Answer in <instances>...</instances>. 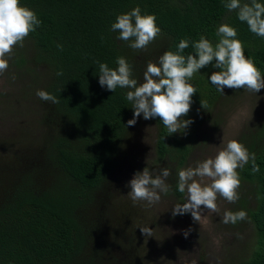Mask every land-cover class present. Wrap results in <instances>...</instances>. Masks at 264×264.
I'll return each mask as SVG.
<instances>
[{"label":"trees","instance_id":"16d2710c","mask_svg":"<svg viewBox=\"0 0 264 264\" xmlns=\"http://www.w3.org/2000/svg\"><path fill=\"white\" fill-rule=\"evenodd\" d=\"M225 2L20 0L35 11L41 24L23 40V46L16 45L7 56L8 68L18 83L14 98L31 102L39 133L27 138L18 132L7 136L5 145L0 140V264H151L149 254L130 249L139 240L135 233L131 239L124 235L135 229L129 227L136 216L143 218V212L133 211L114 195L130 180L126 171L131 169L125 170L122 164L137 124L144 118L141 114L134 126L127 124L133 118L126 99L129 89L112 92L101 87L99 63L116 68V58L123 56L132 66L133 77L143 82L149 61L158 63L166 50H176L182 38L189 40L185 55L194 52L192 42L201 35L215 45L218 26L227 22L237 30L245 56L264 75V37L252 33L235 10L224 7ZM258 2L264 4V0ZM136 6L142 14H155L161 29L144 50L130 48L129 42L117 38L118 32L111 31L116 16ZM214 64L215 60L199 69L190 81L197 92L183 117L192 121L186 134H168L159 117L152 118L154 153L143 167L170 169V191L163 194L176 203L185 201V193L176 188L178 170L185 168L197 150H206L204 143H196L197 129L202 123L208 122L211 128L217 124L215 116H206L223 95L209 80L212 72L220 70ZM37 90L55 95L59 103L41 100ZM235 139L255 153L259 165L255 173L251 162L237 169L239 198L229 211L243 210L247 218L228 223L227 231L238 240L234 242L237 249L233 244L223 248L224 261L199 255L195 264H264V119L246 122ZM248 188L244 196L241 191Z\"/></svg>","mask_w":264,"mask_h":264},{"label":"clouds","instance_id":"9594fccd","mask_svg":"<svg viewBox=\"0 0 264 264\" xmlns=\"http://www.w3.org/2000/svg\"><path fill=\"white\" fill-rule=\"evenodd\" d=\"M224 7L229 11L235 10L237 18L245 22L249 30L257 36L264 37V4L258 0H226ZM41 21L34 10L20 4V0H0V74L8 68L9 56L16 45L23 46V40L39 27ZM111 31L118 32V39L129 42L128 46L134 50H144L160 34L161 29L156 24L155 14L141 13L139 6L130 11L120 13L111 24ZM218 42L213 43L200 36L198 41L192 42L195 55L183 54L189 47V40L182 38L176 50H166L158 63L149 61L143 73V82L133 77V69L123 56L116 58V68L107 63H99V84L115 92L117 88L129 89L126 99L131 102L133 118L127 121L134 126L136 118L143 115L144 119L159 117L168 134L183 132L192 123L190 119H183L190 111L192 95L197 89L190 82L199 69L206 67L215 60L214 71L209 77L211 84L223 94L225 87L233 89H247L258 92L264 88V75L256 67L254 61L244 54V45L237 38V30L227 22L218 26ZM63 49V45L57 44ZM57 75H62L58 72ZM36 95L43 101L53 104L59 103L57 97L47 91L37 90ZM202 107L207 109L204 102ZM190 146V145H189ZM187 147V146H186ZM251 162L253 173L259 171L255 153L236 139H228L214 157L198 162L195 167L178 170L177 191L186 193L183 203L172 207V215L191 213L194 221L202 219V208L217 212V196L228 202H235L239 196L240 176L237 169L244 168ZM171 175L167 167L150 170L145 167L136 172L128 182L130 191L128 197L136 203L146 201L149 206L157 204L160 193H168L170 185L167 183ZM207 178V182L205 181ZM247 218L243 210L225 211L223 223L235 224L238 220ZM145 236H152V229L148 225L138 226ZM191 229L184 231L185 238Z\"/></svg>","mask_w":264,"mask_h":264},{"label":"rangeland","instance_id":"374dc122","mask_svg":"<svg viewBox=\"0 0 264 264\" xmlns=\"http://www.w3.org/2000/svg\"><path fill=\"white\" fill-rule=\"evenodd\" d=\"M7 59V57H6ZM18 88V83L14 79V72L9 68L0 74V140L5 145L7 136L24 133V137L35 138L39 130L33 121L34 115L32 104L29 100L15 99L14 92ZM221 103L216 104L210 114L215 116L217 124L211 128L208 122L202 123L197 129L195 138L199 143H204L205 151H196L195 155L189 158V163L185 166L195 167L198 162L206 158L214 157L217 151L222 148L228 139H235L241 127L252 119L259 122L264 119V88L258 92H251L243 89L242 93L229 94L227 91L233 88H225ZM237 94V95H236ZM19 110L22 114L17 113ZM155 118V117H154ZM153 119H142L138 122L134 131L130 146L128 147V157L122 164L131 178L136 172L144 169V162L151 161L154 153L155 125ZM201 138V139H200ZM28 141V140H26ZM10 149L13 150L9 145ZM129 180V181H130ZM128 181V182H129ZM207 182V178H205ZM128 182L123 190H116L114 195L120 202L130 205L135 210L142 211L144 216H136L133 230H128L124 235L131 239L134 236L139 240L130 244L131 250H138L143 256H149L151 264H195L198 256H203L209 261H224L221 253L223 248H230L238 239L227 231L230 227L223 223L225 211L232 209L233 202H228L221 196H217V212L208 211L202 208V219L198 223L193 220L191 213L183 215H172V207L177 204L171 197L160 193L161 199L157 204L149 206L146 201H133L128 197L130 191ZM250 189L241 191L244 196ZM238 192V191H237ZM187 194H184L186 199ZM148 225L152 229V236L145 237L138 226ZM116 227L119 228L118 221ZM126 228V229H129ZM125 229V228H124ZM191 229L187 238L184 231ZM249 230H245L248 233ZM241 238V237H240ZM149 254V255H148Z\"/></svg>","mask_w":264,"mask_h":264}]
</instances>
